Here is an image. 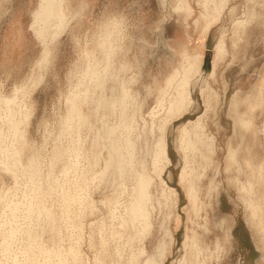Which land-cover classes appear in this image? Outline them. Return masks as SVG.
<instances>
[{
    "label": "rangeland",
    "instance_id": "374dc122",
    "mask_svg": "<svg viewBox=\"0 0 264 264\" xmlns=\"http://www.w3.org/2000/svg\"><path fill=\"white\" fill-rule=\"evenodd\" d=\"M58 2L0 0V264H264V0Z\"/></svg>",
    "mask_w": 264,
    "mask_h": 264
},
{
    "label": "bare ground",
    "instance_id": "6f19581e",
    "mask_svg": "<svg viewBox=\"0 0 264 264\" xmlns=\"http://www.w3.org/2000/svg\"><path fill=\"white\" fill-rule=\"evenodd\" d=\"M59 3L60 2H58V0H41L39 9L34 14V22L32 24V27L35 31V34L39 38H41L43 41H45L49 37V35H50V38L53 40L54 38L57 37V35L61 31V29L63 28L64 12L61 8V4H59ZM50 22H52L51 26H49ZM49 41L50 40L48 38V42ZM45 44L49 45V43H47V41ZM48 48L49 47H45L46 55H48V52H49ZM217 49H218L219 53H223V51H224L223 45L221 43L218 45ZM191 67H193V66H191ZM188 70L184 71L183 74L181 73L182 76L180 75L181 78H179V81H177V82L173 81L174 82L173 84H175V87H174L175 93L172 95V97L170 99L171 101H170V105L168 107L169 108V112H168L169 116L181 115L183 110L191 104L192 90L190 89V85L192 84V76L193 75L190 74L191 70L190 71H188ZM192 74H194V73H192ZM167 111H168V109H167ZM200 133H203V132L201 131ZM196 134H197V132H196ZM206 139L208 141H206ZM206 139L205 140L202 139V141L204 140L206 143L209 142L210 143L209 145H213V143H214L213 138H210V137L208 138V136H207ZM202 141H200V142H202ZM197 143H196V145H197ZM157 144H158L157 147L160 150L159 152L161 154H164L165 150L163 148V143L159 142ZM194 145L195 144H193V147H194ZM209 149H212V148H209ZM228 163H229V165L234 163V158H233V155L231 153L228 155ZM140 180H142V179H140ZM149 183H150V181L147 182L146 185H142L144 187V189L141 193H143L142 195H144V197L147 196L146 189L148 188ZM194 187L191 185V187L188 189L190 191V196H192L193 199H195L194 197H196L195 193H194V190H195ZM140 190H142V189H140ZM140 197H142V196H140ZM151 264H155V263L152 262Z\"/></svg>",
    "mask_w": 264,
    "mask_h": 264
},
{
    "label": "water",
    "instance_id": "95a60500",
    "mask_svg": "<svg viewBox=\"0 0 264 264\" xmlns=\"http://www.w3.org/2000/svg\"><path fill=\"white\" fill-rule=\"evenodd\" d=\"M208 66H210V64H209V63H208ZM208 68H209V67H208ZM208 68H207V69H208Z\"/></svg>",
    "mask_w": 264,
    "mask_h": 264
}]
</instances>
